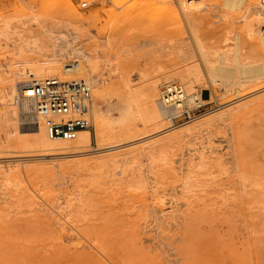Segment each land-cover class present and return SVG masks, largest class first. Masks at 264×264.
Masks as SVG:
<instances>
[{
	"label": "rangeland",
	"instance_id": "1",
	"mask_svg": "<svg viewBox=\"0 0 264 264\" xmlns=\"http://www.w3.org/2000/svg\"><path fill=\"white\" fill-rule=\"evenodd\" d=\"M25 1L29 8L22 0H0V15L13 18L48 11L57 19H71L85 29L79 43L94 44L101 60L119 55L120 59L128 58V66L142 68L146 75L142 83L155 81L158 85L156 99L178 60L175 41L169 44L166 36L170 30L186 36L181 42L184 47L191 41L187 40L188 27L175 1ZM84 1L85 7L81 5ZM209 2L218 7L202 13L201 30L207 42L215 48L223 47L226 36L227 44L239 43L242 53L247 54L248 45L240 36V17L237 19L242 15V3ZM144 38L158 39L162 48L141 46L127 58L120 51L122 40ZM9 49L0 45V51L8 55ZM218 76L202 71L193 83L199 99L184 102L179 115L160 117L156 125L180 124L217 112L214 109L220 92L230 86V79ZM103 79L100 107L113 115L122 108L123 98L114 87L115 76L105 73ZM133 79L137 80V75ZM260 81L250 83L247 89ZM262 90L245 97L242 102L260 96L240 112L194 125L185 133L152 136L149 139L157 141L149 155L98 159L93 138L87 155L77 157L56 153L43 157L41 151L28 145L6 148L0 153V164L16 162L23 174L0 178V264H264V180L258 188L243 185L241 176H246V165L237 167L236 149L225 142L230 130L235 129L243 161L254 163L258 179H264ZM92 95L94 100L93 91ZM26 111L17 112L18 136L23 141L32 135L28 127L33 120L28 116L33 112ZM151 128L138 120L130 139L103 141V145L118 143L104 153L134 146ZM88 130L93 131L92 120ZM212 149L216 151L212 155L225 153L222 163L195 159L189 164L196 151L209 154ZM93 160V165H86Z\"/></svg>",
	"mask_w": 264,
	"mask_h": 264
},
{
	"label": "bare ground",
	"instance_id": "2",
	"mask_svg": "<svg viewBox=\"0 0 264 264\" xmlns=\"http://www.w3.org/2000/svg\"><path fill=\"white\" fill-rule=\"evenodd\" d=\"M22 1L29 8L26 1ZM174 1L178 3L181 19L188 27L190 37L187 36V40L191 39V41L184 47L181 42H184L186 36H179L178 33L171 32V30L166 36L169 44L175 41V54L178 60L174 63L176 67L168 74V80L164 89L160 91L159 99H156L157 83L150 81L143 84L142 81L145 80L146 76L144 70L128 66L127 61V57H130L141 46L162 48V44L158 39L122 40L120 51L124 52L127 59H120L119 55H116L114 59L111 56L109 58L105 56V59L101 60L95 52L94 44L83 45L79 43L85 29L83 30V27L74 25L71 19H57L48 11L41 14L32 12L28 15L13 16V18L0 15V45L5 44L10 48V56L8 53L0 51V153H4L6 148L28 145L41 151L43 157L54 153L64 157L84 156L87 155L88 146L93 138L97 143L95 149L97 151L96 158L98 159L102 157L107 158V160L119 157L126 159L137 153L149 155L152 145L157 141L156 138L150 140L149 138L152 136L163 134L159 137H168L170 133H185L194 125L217 118L222 119L225 115H229L236 110L239 111L248 103L259 98L260 96L242 102L245 97L254 92L257 93V89L258 92L264 90V80H262L264 78V42L262 37L264 5L262 0H230L231 4L238 1L242 3L243 10L240 9L242 15H239L237 19L240 17L238 21L240 36L248 45L247 54L242 53V47L239 43L235 45L227 44L229 38H226V36L225 39L223 38L225 44L223 47L215 48L207 42L201 30V17L204 10L218 7L215 2H209V0H170V3L172 4ZM118 3V1L115 2V4ZM176 17L178 18L177 12ZM61 26L65 28L60 30L59 27ZM4 59H9V61ZM64 59L66 61H63ZM198 62L202 63L203 67H200L197 64ZM202 71L212 76L219 75L218 77H221V80L222 78L223 80L230 79V86L222 88L220 92L217 107L214 109H218L217 112L197 120L194 117L191 118V121H184L180 124L165 122L159 126L156 125L160 117L179 115L184 102L188 103L198 98L196 92L194 93L193 83ZM105 73L116 77L113 84L117 88L119 96L123 98L122 108L113 115L106 113L100 107V102L103 99L102 83L104 82L103 75ZM133 75H137V80L133 79ZM24 76L29 79L22 80L21 78ZM47 77H56L60 81L82 78L90 83L95 98L93 100L92 95L89 110L92 120V132L88 129H80L73 139L50 137L44 123L37 119L28 127L32 133L29 140L26 139L24 142L20 139L18 136L20 129L17 125V112H20V114L24 110H32L33 112L34 99L31 96V91L25 87L26 89L22 91V97L15 101L14 96L19 92L18 84ZM173 80L177 83H172ZM257 80H261L259 85L256 86V84L254 88L248 90L249 84ZM225 106H228V108H223ZM28 117L33 118V114ZM138 120L144 125H152L150 129L152 131L148 134L145 133L143 138H139V143L132 147L118 152L104 153V151L106 152L117 146L118 143L103 145V141L110 140L112 142V139L116 138L117 140H120L118 138L130 139V134L135 129ZM225 140L229 145L228 147L232 145L236 149L234 153L235 158L238 160L237 167L243 169L244 164L246 165L243 170L246 176L243 173L242 175L245 177L240 175L243 178V185L246 187L256 185L257 188L263 185L260 183L264 179H260L261 182L258 179V176L260 177L257 172L258 167L254 163V165H251L243 161L245 156L243 157V154L239 152L235 129L230 130ZM196 152H198L196 156L193 154L192 158L190 157L189 164L195 159L202 163L216 164H220L225 160L223 157L225 156L224 152L219 155H212L216 152L213 149L209 150V154H205L202 150ZM95 161L87 162L86 165H93ZM20 166L16 162L8 165H2L1 163L0 178L13 179L20 177L23 172ZM258 184L259 186H257Z\"/></svg>",
	"mask_w": 264,
	"mask_h": 264
},
{
	"label": "built area",
	"instance_id": "3",
	"mask_svg": "<svg viewBox=\"0 0 264 264\" xmlns=\"http://www.w3.org/2000/svg\"><path fill=\"white\" fill-rule=\"evenodd\" d=\"M81 5L85 7L87 3L84 1ZM262 37L264 42V29ZM25 87L34 99L32 120L40 119L50 137L73 139L78 130L90 129L92 91L87 80L73 78L60 81L56 77H47L21 82L18 84L19 92L14 96L15 101L22 97Z\"/></svg>",
	"mask_w": 264,
	"mask_h": 264
}]
</instances>
